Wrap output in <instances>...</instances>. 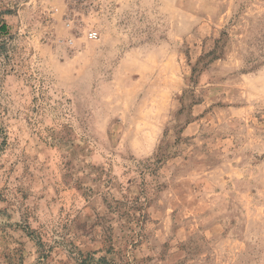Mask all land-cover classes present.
Here are the masks:
<instances>
[{
	"label": "rangeland",
	"instance_id": "374dc122",
	"mask_svg": "<svg viewBox=\"0 0 264 264\" xmlns=\"http://www.w3.org/2000/svg\"><path fill=\"white\" fill-rule=\"evenodd\" d=\"M3 21L0 264H264V0Z\"/></svg>",
	"mask_w": 264,
	"mask_h": 264
},
{
	"label": "trees",
	"instance_id": "16d2710c",
	"mask_svg": "<svg viewBox=\"0 0 264 264\" xmlns=\"http://www.w3.org/2000/svg\"><path fill=\"white\" fill-rule=\"evenodd\" d=\"M7 30H8L7 22L3 21L2 24H0V31L6 33ZM263 38H264V34H263V36H261V38H260V42H261L262 47H264V39H263ZM262 56L264 57V54H262ZM262 64H264V63H262ZM259 65H260V64H254V65L251 67V69H255V68H257ZM162 159H163V156H162V155H158V156H156V160H155V162L152 161V158H147L145 161L148 162V163H150V164H153V165H154V164H158V163H160V162L162 161Z\"/></svg>",
	"mask_w": 264,
	"mask_h": 264
},
{
	"label": "built area",
	"instance_id": "2783aa9c",
	"mask_svg": "<svg viewBox=\"0 0 264 264\" xmlns=\"http://www.w3.org/2000/svg\"><path fill=\"white\" fill-rule=\"evenodd\" d=\"M98 33L96 31L91 32L90 36L91 38H97Z\"/></svg>",
	"mask_w": 264,
	"mask_h": 264
}]
</instances>
